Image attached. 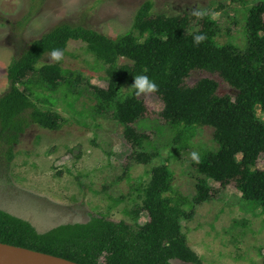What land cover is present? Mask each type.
<instances>
[{"label": "trees", "instance_id": "obj_1", "mask_svg": "<svg viewBox=\"0 0 264 264\" xmlns=\"http://www.w3.org/2000/svg\"><path fill=\"white\" fill-rule=\"evenodd\" d=\"M153 7L152 0L144 1L132 30L116 37L82 25L59 24L31 40L12 59L6 70L9 88L0 96V161L7 166L12 162L15 145L30 125L61 127L62 116L40 108L20 86L37 82L58 89L65 81L63 58L42 60L56 49L64 56L68 43L80 40L106 66V87L87 82L95 99L94 112L111 113L122 126L132 160L147 165L159 154L146 149L150 136L137 127L147 106L130 85L137 75L145 74L158 85L153 93L163 102L160 116L175 130L173 142L180 149L192 146L195 129L213 130L216 146L201 148L198 161L192 160L197 173L193 205L210 201L217 192L210 180L222 188L233 182L242 199L264 213V168L256 167L264 154V121L257 113V107L264 112V1L248 9L243 48L217 41L221 29L214 10L167 15L153 13ZM197 35L205 36L199 45L194 43ZM195 71L218 75L236 93L220 95L219 82L212 77L190 82ZM81 83V76H75L73 86ZM173 182L174 173L166 163L152 167L135 210L146 212L148 220L137 228L92 214L86 222L39 232L29 220L0 208V242L79 264H173V259L201 264L181 223L191 219L194 210H185L179 198L170 196Z\"/></svg>", "mask_w": 264, "mask_h": 264}, {"label": "rangeland", "instance_id": "obj_2", "mask_svg": "<svg viewBox=\"0 0 264 264\" xmlns=\"http://www.w3.org/2000/svg\"><path fill=\"white\" fill-rule=\"evenodd\" d=\"M144 1L0 0V96L9 88V63L31 40L64 23L116 37L132 30L135 14ZM152 1L153 13L214 10L213 17L221 29L217 41L243 48L248 9L264 0ZM50 56L42 62H52ZM62 67L65 81L56 90L37 82L20 86L40 108L58 112L63 121L57 130L30 125L15 145L12 162L7 166L0 161L1 209L29 220L39 232L63 223L86 222L92 214L137 228L148 220L146 212H135L141 205L142 189L152 167L166 163L174 173L170 196L179 198L185 210H194L193 217L181 223L201 264H263L264 213L242 199L235 183L222 188L210 180L217 192L210 201L193 205L197 173L192 153L216 146L212 128L195 129L192 146L182 150L173 142L175 130L160 116L162 100L154 93L141 94L147 111L137 127L150 136L146 149L159 154L150 164L137 163L131 159V146L122 137V126L111 113L94 112L95 99L87 82L106 87V66L86 43L71 40ZM77 75L82 83L75 87ZM201 77L216 79L220 95L236 93L216 74L195 71L189 81ZM257 113L264 121L260 107ZM256 167L264 168V154ZM172 263L193 264L179 259Z\"/></svg>", "mask_w": 264, "mask_h": 264}, {"label": "water", "instance_id": "obj_3", "mask_svg": "<svg viewBox=\"0 0 264 264\" xmlns=\"http://www.w3.org/2000/svg\"><path fill=\"white\" fill-rule=\"evenodd\" d=\"M0 264H79L25 247L0 242Z\"/></svg>", "mask_w": 264, "mask_h": 264}, {"label": "clouds", "instance_id": "obj_4", "mask_svg": "<svg viewBox=\"0 0 264 264\" xmlns=\"http://www.w3.org/2000/svg\"><path fill=\"white\" fill-rule=\"evenodd\" d=\"M205 39L204 35H197L194 37V43L199 45ZM51 60L59 62L63 58L62 51L56 49L51 52ZM137 96L145 93H153L158 91V85L145 74L137 75L134 82L130 85ZM192 158L198 161L196 153H192Z\"/></svg>", "mask_w": 264, "mask_h": 264}]
</instances>
